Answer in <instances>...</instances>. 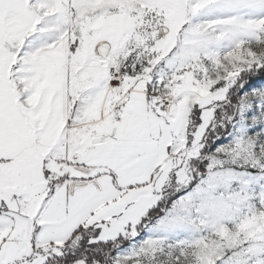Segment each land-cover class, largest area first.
<instances>
[{
	"label": "snow or ice",
	"instance_id": "6c2138e0",
	"mask_svg": "<svg viewBox=\"0 0 264 264\" xmlns=\"http://www.w3.org/2000/svg\"><path fill=\"white\" fill-rule=\"evenodd\" d=\"M0 264H264V0H0Z\"/></svg>",
	"mask_w": 264,
	"mask_h": 264
}]
</instances>
